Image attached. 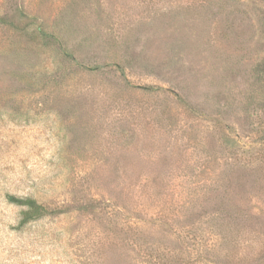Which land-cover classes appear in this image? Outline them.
I'll use <instances>...</instances> for the list:
<instances>
[{"label":"rangeland","instance_id":"rangeland-1","mask_svg":"<svg viewBox=\"0 0 264 264\" xmlns=\"http://www.w3.org/2000/svg\"><path fill=\"white\" fill-rule=\"evenodd\" d=\"M0 17V264H264V0Z\"/></svg>","mask_w":264,"mask_h":264},{"label":"trees","instance_id":"trees-1","mask_svg":"<svg viewBox=\"0 0 264 264\" xmlns=\"http://www.w3.org/2000/svg\"><path fill=\"white\" fill-rule=\"evenodd\" d=\"M5 19L0 17V24L4 23ZM45 37L55 38L53 35L44 33ZM9 201L25 208L23 212V224H28L32 221L40 219L49 214V211L34 198L18 199L13 196L9 197Z\"/></svg>","mask_w":264,"mask_h":264}]
</instances>
